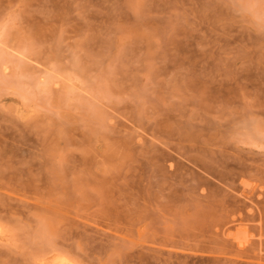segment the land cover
I'll use <instances>...</instances> for the list:
<instances>
[{
    "label": "rangeland",
    "instance_id": "rangeland-1",
    "mask_svg": "<svg viewBox=\"0 0 264 264\" xmlns=\"http://www.w3.org/2000/svg\"><path fill=\"white\" fill-rule=\"evenodd\" d=\"M67 260L264 264V0H0V264Z\"/></svg>",
    "mask_w": 264,
    "mask_h": 264
},
{
    "label": "bare ground",
    "instance_id": "bare-ground-1",
    "mask_svg": "<svg viewBox=\"0 0 264 264\" xmlns=\"http://www.w3.org/2000/svg\"><path fill=\"white\" fill-rule=\"evenodd\" d=\"M65 260V259H64ZM69 260V259H68ZM68 260H67V262H66V264H73L72 262H68ZM62 261V260H61ZM71 261V260H70ZM64 262V261H63Z\"/></svg>",
    "mask_w": 264,
    "mask_h": 264
}]
</instances>
